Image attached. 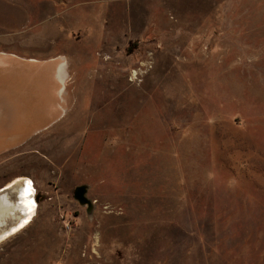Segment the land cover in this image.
<instances>
[{
  "label": "rangeland",
  "instance_id": "374dc122",
  "mask_svg": "<svg viewBox=\"0 0 264 264\" xmlns=\"http://www.w3.org/2000/svg\"><path fill=\"white\" fill-rule=\"evenodd\" d=\"M0 51L80 97L0 160L35 202L0 264H264V0H0Z\"/></svg>",
  "mask_w": 264,
  "mask_h": 264
},
{
  "label": "crops",
  "instance_id": "0c3cea01",
  "mask_svg": "<svg viewBox=\"0 0 264 264\" xmlns=\"http://www.w3.org/2000/svg\"><path fill=\"white\" fill-rule=\"evenodd\" d=\"M100 75L99 68H91L85 77L92 83L86 86L97 87ZM69 78L68 61L61 55L34 59L0 51V160L9 159L6 154L32 139L36 132H29L30 126H54L61 120L59 107L67 112L78 104L80 97L65 93ZM60 94L66 95L64 107L56 100Z\"/></svg>",
  "mask_w": 264,
  "mask_h": 264
},
{
  "label": "bare ground",
  "instance_id": "6f19581e",
  "mask_svg": "<svg viewBox=\"0 0 264 264\" xmlns=\"http://www.w3.org/2000/svg\"><path fill=\"white\" fill-rule=\"evenodd\" d=\"M33 188V182L26 177L13 179L0 188V241L23 228L32 218L35 211ZM12 190L16 193L13 202L7 197V192ZM7 220L13 223L7 226ZM2 225L5 227L1 228Z\"/></svg>",
  "mask_w": 264,
  "mask_h": 264
},
{
  "label": "water",
  "instance_id": "95a60500",
  "mask_svg": "<svg viewBox=\"0 0 264 264\" xmlns=\"http://www.w3.org/2000/svg\"><path fill=\"white\" fill-rule=\"evenodd\" d=\"M88 186L86 184L77 185L73 190V199L80 205L86 207V213L90 215L94 208V203L87 196Z\"/></svg>",
  "mask_w": 264,
  "mask_h": 264
}]
</instances>
